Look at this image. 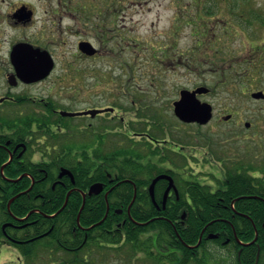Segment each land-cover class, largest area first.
<instances>
[{
  "label": "flooded vegetation",
  "instance_id": "obj_1",
  "mask_svg": "<svg viewBox=\"0 0 264 264\" xmlns=\"http://www.w3.org/2000/svg\"><path fill=\"white\" fill-rule=\"evenodd\" d=\"M116 5L113 1L112 8L103 12L101 2L93 0H0V206L4 204L3 192L18 189L5 175L12 180L24 167L26 171L20 173L30 175L34 184L37 181L33 174L46 178L50 161L68 157L67 149L58 144L66 139L68 143L77 140L82 146L79 160L96 161L94 169L102 175L100 182L105 187L118 170L106 171L102 159L108 148L116 157L123 144L127 146V159L136 166V175L149 172L153 177L168 175L172 179L171 183L158 181L154 200L144 195L150 184L141 189L137 183L132 185L131 200L136 207H147V203L159 208L190 207L193 202L189 186H207L209 192L216 193L224 187V180L229 182V176L252 177L255 189L261 190L264 116L254 123L238 111L217 115L213 110L211 120L203 126L179 121L197 128L211 124V136L205 146L199 147L193 145V138L188 145L171 139L163 128L166 124L149 120L147 104L134 99L129 82L125 89L116 91L113 101L102 104L103 75L95 65L114 62L126 68L134 61L123 58L131 43L123 45L126 41L118 34L117 19L124 12H118ZM228 16L232 24L226 26L225 34L230 38L238 31L233 38L241 35L246 47L228 53L227 63L229 67L241 63L244 68L240 76L247 82L256 81L264 71V16L257 15L254 21L258 26L254 29L245 14L230 12ZM121 74L126 80L133 75ZM256 92L262 95L253 102L264 103V82L242 91L247 97ZM207 95L198 98L203 101ZM64 112L81 114L70 117ZM225 124H231L230 129H222ZM103 129L108 130L107 136H103ZM219 135L226 138L216 137ZM57 181L52 183V190ZM106 192L105 188L101 192L104 197ZM144 196L149 200L140 202ZM4 212L0 210V253L9 248L17 253V228L23 226L17 225L13 213L6 212L5 217ZM144 236L152 237L155 243L156 234ZM209 240L213 245L216 239ZM212 251L222 253L217 260H227L226 249Z\"/></svg>",
  "mask_w": 264,
  "mask_h": 264
},
{
  "label": "trees",
  "instance_id": "obj_2",
  "mask_svg": "<svg viewBox=\"0 0 264 264\" xmlns=\"http://www.w3.org/2000/svg\"><path fill=\"white\" fill-rule=\"evenodd\" d=\"M200 2L193 0V4L200 7L198 25L205 19L202 13L212 12ZM218 7L221 9L220 4ZM68 147L72 150L71 146ZM67 154L65 159L50 161L46 178L33 174L37 182L32 189L10 206L17 218L33 211L25 221L17 222L23 226L17 228V241L23 242L17 245L21 255L17 264H109L114 259L124 264L137 260L148 264H264V202L261 200L264 199V184L258 191L252 177L229 176V182L223 183L224 187L216 193L209 192L207 186H189L187 189L193 202L190 207L177 205L157 210L148 203L144 208L133 204L130 210L133 220L127 214L132 185L123 182L109 193V213L101 224L96 225L105 216L107 208L102 194L86 198L78 224L77 216L82 205L80 191L86 192L95 182L103 181V177L95 171L93 159L80 161L71 156V152ZM120 156L121 159H113L108 151L102 159L105 169L118 170L113 183L127 179L137 183L140 189L148 186L153 175L149 172L136 175V166L129 162L126 151L121 150ZM61 169L73 174L74 184L69 177H63L62 183L56 184L52 190V183ZM24 171L23 167L20 172ZM5 184L8 186L7 182ZM29 185L30 179L24 177L17 183V191L3 192L4 204L0 210L6 211L8 199ZM73 188L76 190L71 192L66 207L54 217H46L62 207L67 192ZM241 196L245 197L237 199ZM252 196L258 198H247ZM139 200L147 202L149 199L144 196ZM183 213L185 217L181 218ZM4 215L8 217L6 212ZM135 221L148 223L139 225ZM26 223L30 225L24 226ZM202 231L201 242L196 248L185 246L196 245ZM255 231L258 233L256 241L247 246H241L234 236L235 232L240 242L250 243L255 238ZM146 234L157 235L154 244L151 237H142ZM210 234L217 236L213 245L208 238ZM218 248L228 252L225 263L217 260L223 256L212 251Z\"/></svg>",
  "mask_w": 264,
  "mask_h": 264
},
{
  "label": "rangeland",
  "instance_id": "obj_3",
  "mask_svg": "<svg viewBox=\"0 0 264 264\" xmlns=\"http://www.w3.org/2000/svg\"><path fill=\"white\" fill-rule=\"evenodd\" d=\"M113 1L117 3L118 12H124L117 19L118 34L126 41L122 44L131 43L125 48L123 58L134 61L126 66L127 69L114 62L95 65L96 71L103 75V105L113 101L116 91L120 87L125 89L126 82H129L128 88L134 91V99L144 100L147 104L149 120L166 124L167 127L163 128L171 139L188 145L193 138V145L199 147L207 143L212 127L211 124L198 128L184 125L174 117L172 103L178 99L181 90L197 86L208 88L210 94L203 101L211 104L217 115L238 111L241 117L254 123L264 116V103L253 102L239 89L244 66L239 63L229 67L226 60L228 53L234 54L245 48L246 40L241 35L233 38L238 31L233 32L231 27L228 29L233 32L232 36L228 38L225 34L226 26L232 24L228 21L230 12L245 14L249 26L256 28L258 24L254 20L257 15L264 16V0H201L212 12L202 13L206 20L202 18L199 25L197 11L200 7L193 4V0H93L101 2L103 12L112 8ZM122 25L124 30H121ZM240 57H243L242 53ZM121 73H132L131 80H126ZM256 77L258 80L247 82L248 89L263 84L264 71ZM221 127L230 129L231 124ZM68 146L72 147L69 149L71 153L81 152L82 146L77 140ZM125 148L127 146L123 144L120 150L126 151ZM0 256V264H10L19 254L9 248ZM143 262L137 260L134 264H148ZM109 264L124 263L114 259Z\"/></svg>",
  "mask_w": 264,
  "mask_h": 264
},
{
  "label": "water",
  "instance_id": "obj_4",
  "mask_svg": "<svg viewBox=\"0 0 264 264\" xmlns=\"http://www.w3.org/2000/svg\"><path fill=\"white\" fill-rule=\"evenodd\" d=\"M45 75H47V74L45 73L43 76H45ZM207 92H208V90L205 89L204 87H199L194 91H186V90L181 91L179 101H176L173 103L175 115L180 120H182L184 122H197L199 124H206L211 118V106L207 103H201L196 98V95L202 94V93H207ZM260 96H261L260 92L252 94V97H254V98H258ZM78 114L79 113H77V114L63 113V115H68V116H74V115H78ZM64 174H68V172H64L62 175H64ZM22 177L23 176H20L17 179V181L19 179H21ZM162 178H168V177L159 176L153 180V182L149 188V192L152 196H153V190H154L155 183ZM101 190H102L101 185L95 184V185L90 187L88 195L91 196L93 194H99L101 192ZM19 195L20 194H18L16 197H18ZM84 198H85V195H84ZM13 199L10 200L9 204L12 202ZM67 199H68V197L66 198L65 203L60 210H62L64 208V206L66 205ZM9 204H8V207H9ZM83 205H82V208H83ZM129 209H130V207H129ZM60 210L58 211V213L60 212ZM107 213H108V210H107ZM106 216H107V214H106ZM106 216H105V218H106ZM99 223H101V222H99ZM256 239H257V232H256V237L251 242V244L254 243L256 241ZM243 245H246V244H243Z\"/></svg>",
  "mask_w": 264,
  "mask_h": 264
}]
</instances>
